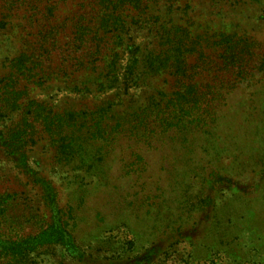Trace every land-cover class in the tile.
<instances>
[{"label": "rangeland", "instance_id": "1", "mask_svg": "<svg viewBox=\"0 0 264 264\" xmlns=\"http://www.w3.org/2000/svg\"><path fill=\"white\" fill-rule=\"evenodd\" d=\"M4 2L0 13L20 9ZM82 8L90 10L86 0H64L56 7L51 25L65 24L57 48L70 37ZM25 12L0 29V80L20 50L18 28L36 32L41 26L33 19L30 26ZM154 13L158 25L172 20L168 27H187L198 44L183 80L202 97L198 115L187 127L167 132L131 131L141 124L136 115L142 110L182 89L166 72L143 77L127 94L72 92L62 80L28 86L34 100L56 111L100 112L104 134L34 137L27 164L69 210L66 224L76 251L51 246L10 264H137L150 250L146 264H264V0H185ZM128 28L124 41L129 38L141 56L156 49L158 26ZM220 35L236 36L246 48L234 65L224 62L216 44ZM58 52L51 53V67L58 64ZM118 52L128 58L125 50ZM31 180L0 150V196L6 200L0 228L7 233L35 234L49 220L44 186Z\"/></svg>", "mask_w": 264, "mask_h": 264}, {"label": "trees", "instance_id": "2", "mask_svg": "<svg viewBox=\"0 0 264 264\" xmlns=\"http://www.w3.org/2000/svg\"><path fill=\"white\" fill-rule=\"evenodd\" d=\"M4 1L8 7L20 4V9L0 13L2 31L7 29L9 18L18 15L21 10L29 13L27 22L30 26L33 20L40 22L41 26L36 28V32L34 29L30 32L31 27L29 30L25 29L26 26L18 28L20 50L6 66L8 76L0 80V125L15 117L10 126L0 127V150L32 182L44 186V208L50 215L46 226L35 234L19 236L0 228V264H10L29 253L51 246L63 247L69 254L76 251L66 224L69 210L59 206L57 193L50 182L41 178L27 164L26 150L34 137L37 133H43L48 138L60 140L67 134H89L92 137H103L104 134L102 123L105 117L100 112L86 109L56 111L34 100L29 95L28 86L42 87L49 81L62 80L65 89L72 92L121 90V93L127 94L147 76L164 72L174 75L182 83L179 93L136 115V121L141 124L131 131L142 128L143 133L147 134L152 133L151 127L162 132L182 125L187 127L190 119L198 115L202 97L194 84L183 81L188 71L185 63L197 53L198 44L192 41L187 27H168L172 20L158 25L159 18L154 13L161 6L167 10L185 0H86L90 10L87 12L82 8L77 11L73 31L59 48L55 41L62 34L65 24L52 26L51 23L56 7L64 0ZM148 25L154 28L158 26V44L155 50L141 56L139 48L131 44L129 38L127 43L124 39L128 37L129 26L146 28ZM216 44L228 65H234L235 59L239 60L241 53L246 52L241 40L233 35H220ZM118 48L125 50L128 58H122ZM52 51L58 52L59 58L54 67L50 66V62H53L50 60ZM262 69L264 71V60ZM209 111L210 107L205 106L203 112L207 115ZM197 117L195 123H198ZM5 201V197L0 196L1 214L4 213L1 207ZM151 255L152 250L137 264H146Z\"/></svg>", "mask_w": 264, "mask_h": 264}]
</instances>
